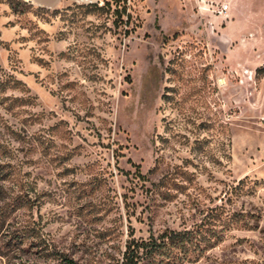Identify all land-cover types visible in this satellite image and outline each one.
<instances>
[{
    "label": "rangeland",
    "instance_id": "rangeland-1",
    "mask_svg": "<svg viewBox=\"0 0 264 264\" xmlns=\"http://www.w3.org/2000/svg\"><path fill=\"white\" fill-rule=\"evenodd\" d=\"M13 2L0 264H264V0Z\"/></svg>",
    "mask_w": 264,
    "mask_h": 264
},
{
    "label": "trees",
    "instance_id": "trees-1",
    "mask_svg": "<svg viewBox=\"0 0 264 264\" xmlns=\"http://www.w3.org/2000/svg\"><path fill=\"white\" fill-rule=\"evenodd\" d=\"M4 3H6L12 10H14L17 13H24L23 11L19 12L17 9V6L14 4L13 0H2ZM104 8H109L110 3L105 2L103 5ZM118 4L115 6L114 13H118ZM189 234L187 233H173L170 234L168 237V242L171 245H175L184 249H187L186 247H189ZM143 244H137L136 242L132 241H127L125 243V250L123 252V261L122 264H139V253L140 249ZM187 251V250H186Z\"/></svg>",
    "mask_w": 264,
    "mask_h": 264
},
{
    "label": "built area",
    "instance_id": "built-area-1",
    "mask_svg": "<svg viewBox=\"0 0 264 264\" xmlns=\"http://www.w3.org/2000/svg\"><path fill=\"white\" fill-rule=\"evenodd\" d=\"M228 10V6L226 4L220 5L216 10H214L217 15L224 16Z\"/></svg>",
    "mask_w": 264,
    "mask_h": 264
},
{
    "label": "crops",
    "instance_id": "crops-1",
    "mask_svg": "<svg viewBox=\"0 0 264 264\" xmlns=\"http://www.w3.org/2000/svg\"><path fill=\"white\" fill-rule=\"evenodd\" d=\"M246 1H250L251 3H254V2H255V0H246ZM228 11H229V8H228L227 12H228ZM227 12H226L225 15H227ZM225 15H224V16H225ZM222 17H223V16H222ZM263 21H264V19H263ZM263 21H262V22H263ZM256 27H257V26H253L252 28H250V29L248 30V32L251 33L252 31H254V30L256 29Z\"/></svg>",
    "mask_w": 264,
    "mask_h": 264
}]
</instances>
